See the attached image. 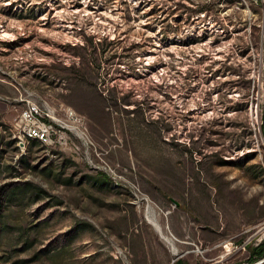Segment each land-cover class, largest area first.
I'll return each mask as SVG.
<instances>
[{"label": "rangeland", "instance_id": "obj_1", "mask_svg": "<svg viewBox=\"0 0 264 264\" xmlns=\"http://www.w3.org/2000/svg\"><path fill=\"white\" fill-rule=\"evenodd\" d=\"M263 129L264 0H0V264H264Z\"/></svg>", "mask_w": 264, "mask_h": 264}, {"label": "built area", "instance_id": "obj_2", "mask_svg": "<svg viewBox=\"0 0 264 264\" xmlns=\"http://www.w3.org/2000/svg\"><path fill=\"white\" fill-rule=\"evenodd\" d=\"M21 119L29 125L27 134H39L47 142L50 126L41 121L43 113L34 103L28 104L27 108L22 112Z\"/></svg>", "mask_w": 264, "mask_h": 264}, {"label": "trees", "instance_id": "obj_3", "mask_svg": "<svg viewBox=\"0 0 264 264\" xmlns=\"http://www.w3.org/2000/svg\"><path fill=\"white\" fill-rule=\"evenodd\" d=\"M264 130V129H263ZM249 249V262L253 263L264 257V242ZM179 263V261H177Z\"/></svg>", "mask_w": 264, "mask_h": 264}, {"label": "bare ground", "instance_id": "obj_4", "mask_svg": "<svg viewBox=\"0 0 264 264\" xmlns=\"http://www.w3.org/2000/svg\"><path fill=\"white\" fill-rule=\"evenodd\" d=\"M30 138H36L39 139L40 141L46 142V140L42 137L39 136V134H28ZM148 221L153 224L155 226V228L159 231V233L161 234V229L159 227V225L157 224V222L153 219V218H148ZM176 250V249H175Z\"/></svg>", "mask_w": 264, "mask_h": 264}, {"label": "water", "instance_id": "obj_5", "mask_svg": "<svg viewBox=\"0 0 264 264\" xmlns=\"http://www.w3.org/2000/svg\"><path fill=\"white\" fill-rule=\"evenodd\" d=\"M174 262V261H173Z\"/></svg>", "mask_w": 264, "mask_h": 264}]
</instances>
